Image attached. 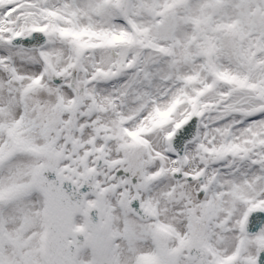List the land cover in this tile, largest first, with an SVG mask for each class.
I'll return each mask as SVG.
<instances>
[{
    "label": "snow or ice",
    "instance_id": "6c2138e0",
    "mask_svg": "<svg viewBox=\"0 0 264 264\" xmlns=\"http://www.w3.org/2000/svg\"><path fill=\"white\" fill-rule=\"evenodd\" d=\"M0 264H264V0H0Z\"/></svg>",
    "mask_w": 264,
    "mask_h": 264
}]
</instances>
